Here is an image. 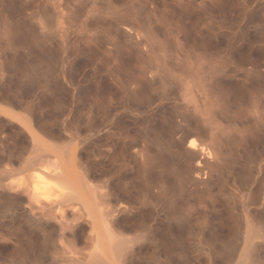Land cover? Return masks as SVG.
Wrapping results in <instances>:
<instances>
[{"label": "rangeland", "instance_id": "rangeland-1", "mask_svg": "<svg viewBox=\"0 0 264 264\" xmlns=\"http://www.w3.org/2000/svg\"><path fill=\"white\" fill-rule=\"evenodd\" d=\"M29 129L67 151L93 136L78 151L89 185L149 213L154 237L123 246L144 264H264L245 232L264 226V0H0V221L6 208L18 229L4 239L0 224V264H55L48 232L92 250L71 211L59 237L57 188L24 170L56 167ZM191 138L213 153L202 178Z\"/></svg>", "mask_w": 264, "mask_h": 264}, {"label": "bare ground", "instance_id": "bare-ground-1", "mask_svg": "<svg viewBox=\"0 0 264 264\" xmlns=\"http://www.w3.org/2000/svg\"><path fill=\"white\" fill-rule=\"evenodd\" d=\"M191 99H192V97H191ZM227 106H228V104H227ZM254 120H256V119H254ZM28 131H29L28 133L30 135V138L28 137L29 138V141L31 139L30 143H28V144H35V145H37L39 143V145L43 148V151L46 149L44 152H47L48 159H52L54 161L55 165H56V167L53 170H48L47 169L48 171H46L45 169L43 170V169L40 168V165L41 164H38V165L36 164L38 162L35 161L33 163V159H34L33 158L31 161L29 159L27 160L28 162L26 163V165H25L26 168L24 170L30 169V172H33L34 171L37 174L36 176L38 178H40L39 176H41V178L44 177V179L46 178L45 180H47L49 183L54 184V187L57 188V190L59 192V194H58L59 197H58V199L56 201H53L52 204H53L54 207L56 206L58 208V211H55L54 210L52 212V215H55V216H57V217L60 218V221H59L60 222V226H59V229H60L59 237L60 236L63 237V234L65 232V230H64V228L62 226L63 225L62 223H64V222L61 221V219L64 218V216H65L66 213H68V212L71 211L70 212L71 213V217H73L71 219L74 221L72 224L70 223V225H72L71 228H73V229L74 228L75 229H80V230H83L84 228L87 229V231H86L87 232L86 233L87 235H85V234L84 235H85V237H87L88 241H90L89 244H91V247H92V250H88V251H87V249L89 247H87V249H85V250H84L85 247H82L81 249L80 248L77 249L76 248L77 245L75 246V245H72L71 243H65V242L63 243L62 239L64 237L63 238L61 237L62 239L59 240L61 243L58 241L57 244H56L55 243L56 241L54 242V240H53L52 234L50 232H48V235H46V236H48V246H47L48 247V251L47 252L49 253V252L52 251L54 253L53 254V259L55 261V264L56 263L57 264H144L141 261L142 259L141 260H138L137 256L131 250H128V252L127 251L124 252V250H123V248L125 247L124 246V243H127V242L130 241L129 238H125L124 236L125 235H128L129 236V234L130 235L132 233L134 234V231L136 232L138 229H142V230H146V232H147V234L145 233V236L146 235H148V236L150 235V236H153L154 237V233H152L151 231H149V228L151 226L147 224V220H149V219H147V217L149 216V213L147 215V212H145V209H144L145 207L143 208V211L140 208L139 209L137 208V209L134 210V205H133L134 202L133 203L131 202L132 201L131 200V197L129 196V194L126 193V191H124L122 193H118V194H115L114 192H112V193H114V194H112V193H110L109 190H106L105 191V189H108L109 184H107L108 186H105V184H103L104 182L102 183V185L99 184L100 186H98V187L96 186L97 188L95 186L94 187H91L92 185H89V180L91 179L89 176H90V174H91L90 172L92 170L91 169V165H90L91 163L88 164L87 162H89V161L80 160L79 155H78L79 154L78 151L81 150V149H83L84 147H87L86 145L90 143L91 137H93V136L88 132L89 134L86 135L88 137L85 136L84 138H80L75 143L74 149L71 150V151H69V150L67 151V150H64L63 148H58L57 146L51 145L52 143L49 144L46 141L48 143V146H47V144H45V142H44L45 140L41 139L39 136H36L37 134L34 133L31 129H29ZM111 135H112V133H111ZM215 136H216V134H215ZM72 138H73V136H72ZM116 139H117V137H116ZM73 140H74V138H73ZM70 141H71V139H70ZM43 145H46L45 146L46 148ZM107 145L109 147H111V148H115V147H112V145L110 143L109 144H106V147H107ZM33 146L34 145H32V147ZM29 147L31 148V145ZM36 147L39 150H41V148L38 147V145L35 146V148ZM65 149H66V147H65ZM112 150H114V149H112ZM108 151H110V148L108 149ZM29 152H31V151H29ZM101 153L102 152L100 150V154ZM137 153L140 155L141 160H143V149L141 148ZM211 153L212 152H211V148H210L209 145H207V144L200 145V143H198L196 139H192V138L190 140H188V145H187V148L185 149L184 155L187 156L190 160L195 161V164L190 166V171H192V173L194 172L196 179L199 178V177H201V174L204 175L205 170L207 169L208 157H210ZM42 157H44V156H42ZM46 157H47V155L44 158H46ZM84 158H86V157H84ZM93 158H94V156H93ZM119 161H121V160H119ZM48 162L49 161L47 160V163ZM48 165H49V163H48ZM23 167H22V169H23ZM92 167H93V165H92ZM31 170H33V171H31ZM102 174H104V172ZM97 176H96V178H97ZM4 177H5V175H4ZM91 182L92 181L90 180V184H91ZM96 185H97V183H96ZM31 206H34V205H31ZM4 207H9V206H6L5 205ZM56 207H55V209H56ZM135 208H136V206H135ZM10 209H11V207H10ZM27 209L29 211L28 213L31 214V215L29 214V216H28L29 217L28 219L30 220L29 222H35V221H39L40 222L41 220H43L44 214L41 213V216L40 217H36V216H34V213L32 214V212H31L32 211V208L31 207L28 206ZM6 210H7L6 208H5V211L3 210L4 211V214L2 213L3 218L1 217L2 220L0 221L1 229H2L1 230L2 231L1 232L2 233V237L4 238L6 236V238H7V236L10 235V237H14V238L16 237L17 238L18 237V235H17L18 229H17V226H15L13 224L14 221H12V220H14V218L12 220H9V217H8L9 214H8V211H6ZM38 210H37V212H38ZM41 210H43V209H41ZM41 210H39V211H41ZM48 213H49V211H48ZM155 218H156V216H155ZM246 221H245V225H247V222ZM9 223H11L12 225L10 226ZM55 223H57V222H55ZM262 223H264V222H262ZM65 224L66 223H64V226H65ZM70 225L69 226L66 225V226L69 228ZM249 226H250V223H249ZM248 228L250 229L251 227H248ZM41 229H42V227H41ZM249 229L248 230H247V228L245 229L246 239L247 238L250 239L251 237H254V238H259V239L262 238L264 240V226L260 225V226H258L256 228V230H251V229L249 230ZM143 232H145V231H143ZM69 233L71 234L72 232H69ZM73 233H75L74 230H73ZM82 235H83V233H82ZM72 236H73V238L74 237L76 238L77 235L76 234H72V235H70V238ZM81 237H80V239H81ZM135 237H136V235H135ZM137 237H138V235H137ZM58 238H57V240H58ZM87 239H86V241H87ZM157 239H158V237H157ZM64 240H65V238H64ZM73 241H75V240H73ZM13 242H14V240H13ZM91 242H93V243H91ZM14 243H16V242H14ZM86 245L84 244V246H86ZM127 247H129V246H127ZM42 250H43L42 252H44V249H42ZM125 250H126V248H125ZM254 250H255V247H254L253 244L252 245H248L246 247V251H245V253L243 255L244 258L242 257V259H243L242 262L243 263L246 262V261H250L251 256L254 254ZM37 252H38V250H37ZM42 252H39V253H42ZM50 257H52V256L50 255ZM49 261H51V260H49Z\"/></svg>", "mask_w": 264, "mask_h": 264}]
</instances>
